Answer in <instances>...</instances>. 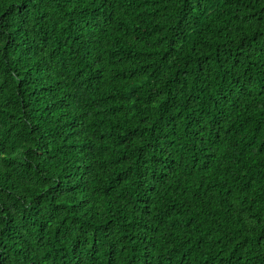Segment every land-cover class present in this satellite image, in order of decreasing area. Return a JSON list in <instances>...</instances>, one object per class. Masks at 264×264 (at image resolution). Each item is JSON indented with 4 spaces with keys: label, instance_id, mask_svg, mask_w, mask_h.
I'll list each match as a JSON object with an SVG mask.
<instances>
[{
    "label": "trees",
    "instance_id": "obj_1",
    "mask_svg": "<svg viewBox=\"0 0 264 264\" xmlns=\"http://www.w3.org/2000/svg\"><path fill=\"white\" fill-rule=\"evenodd\" d=\"M0 264H264V0H0Z\"/></svg>",
    "mask_w": 264,
    "mask_h": 264
}]
</instances>
